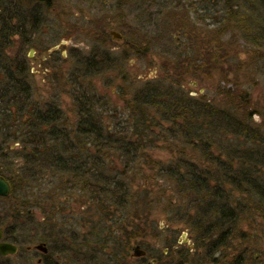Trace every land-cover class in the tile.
Returning a JSON list of instances; mask_svg holds the SVG:
<instances>
[{
  "label": "trees",
  "instance_id": "trees-1",
  "mask_svg": "<svg viewBox=\"0 0 264 264\" xmlns=\"http://www.w3.org/2000/svg\"><path fill=\"white\" fill-rule=\"evenodd\" d=\"M204 1L220 12L215 25L218 29L212 30L213 42H209L213 49L206 50L203 39L188 38L199 51L169 53L174 55L168 59L169 64L162 62L163 81L146 82L137 89L125 83L117 85L124 99V116L120 117L116 107L109 112L101 102L109 95L106 87L114 85L109 76L114 64L108 63L102 51L83 58L70 54L73 68L65 73H61L57 57L52 55L47 67L56 92L48 101L35 99L30 68L21 51H13V47L16 36L21 45L31 44L25 32H38L41 11L51 8L50 1L0 0V175L9 182L10 194H23L22 200L16 196L12 206H42L36 199L54 205L60 195L72 189L86 194L88 213L105 223L93 221L87 237L65 244L58 251L60 257L65 254L63 257L70 258L69 251L78 250L100 258L102 249L115 246L113 241H121L116 247L122 248L127 241L143 237L139 233L143 229L138 224L132 226L135 221L147 219L144 211L151 202L162 199L168 202L174 218L191 219L197 241L203 245L210 239L208 248L212 246L215 253L229 248V237L236 238L235 231L242 223L255 230L259 222L264 224V134L254 131L248 123L252 120L249 93L216 86L215 96L222 98V107H216L213 102L184 93L181 84L186 76L211 79L220 60L230 54L226 46L233 48L234 39L254 50L249 62L255 72L264 74V0H220L219 8L218 0ZM184 19L175 31L185 37L193 28ZM168 32H162L161 37L166 43L174 42ZM205 36L208 38V33ZM102 38L108 41L104 35ZM124 46L133 53L141 50L144 55L147 51L133 41ZM126 52L121 55L123 60ZM121 74L118 71L116 77ZM122 77L128 83V78ZM94 79L106 83L104 93ZM61 93L72 99V120L66 119L58 106L56 100ZM108 117L114 125L109 124ZM168 138L185 148L177 151V157L169 163L150 160L144 150ZM138 158L141 166L136 164ZM42 172L57 176L58 184L50 185V189L38 186L44 177L39 176ZM135 178L142 179L141 184ZM145 179L159 188L144 189ZM162 180L174 186L171 196L160 187ZM135 184L137 188H133ZM177 199H183V203L175 205L173 200ZM116 214L119 217L113 221ZM113 226L120 233L118 237L111 235ZM201 228L207 233L202 238ZM252 238L255 237L250 236L251 241L239 238L238 254L228 260L229 264H264L253 260L257 240ZM214 260L204 264H213Z\"/></svg>",
  "mask_w": 264,
  "mask_h": 264
},
{
  "label": "rangeland",
  "instance_id": "rangeland-1",
  "mask_svg": "<svg viewBox=\"0 0 264 264\" xmlns=\"http://www.w3.org/2000/svg\"><path fill=\"white\" fill-rule=\"evenodd\" d=\"M49 1L51 8L42 9L39 17L41 25L38 28V32L31 33L28 30L25 32L26 38L32 41L31 44L21 45L20 37L16 36V43H14L13 47V51H18L19 53L21 51L23 58H25L30 68L35 99L48 101L56 92L54 91L55 83L52 81L51 69L47 67V64H49L47 63L48 60L50 61L53 58L52 55L55 54V57H59L58 59L60 60L55 59L63 69L61 73H65L67 69L73 68L74 62L71 61L70 54H75L77 58H83L84 56L93 54V52L102 51L105 59H109L108 63L115 66H113V70L109 75L112 76L111 78L115 86L106 87V83L104 84L103 81L98 79H94V82L99 91L101 90L104 93L105 89H108L109 95L103 98V100L101 99V102H103L104 106L106 105L109 112H112L116 107L115 109L120 117L124 116L122 111L124 99L120 98V89L117 85H124L125 83L126 85H130L129 87L132 89H137L146 82L163 81L161 80V75L165 74V70L162 62L167 64L169 62L168 59L174 55L170 56L168 55L169 53L173 51L176 53L187 51L195 54L197 52L198 49L193 48L188 38L193 39V37H197L198 39H203L206 42V50H212L213 47L209 42H213L212 30L218 29V27L215 28V25L217 19L219 21L220 18L218 9L213 8L211 4L204 0ZM219 1L217 2L218 8L220 6ZM183 16L185 17L184 20L187 21L186 23L193 28V32H189L185 37L175 31V29H178V23L183 20ZM189 26L188 29H190ZM111 31L118 32L122 38H112L109 35ZM165 31H170L168 34H170L174 42H169V44L163 40L161 35ZM207 33L208 38L205 36ZM103 35L107 37L108 41H102ZM129 41H133L139 48L146 47V53L143 55L142 52L144 51L141 52V50L133 53L132 50L127 49L124 43H129ZM232 42L233 45L231 46L233 48L226 46L228 48L226 50L230 54H228L227 59L220 60L221 62L218 64L216 72L212 74L211 79L204 80L203 77L199 78V76H186L185 80L181 83L182 88L184 89V93H189L205 102H213L212 104L216 107H222V98L215 96L214 93L216 86L225 87L231 91L247 90L252 102L250 109L252 120H249L248 123H250L254 131L257 130L258 133L264 134V74L259 71L255 72L251 62H249V55H253L254 50L238 39H234ZM124 51H128L126 52L125 60L121 56ZM118 63L120 64L118 65ZM118 71L122 72V74L116 77ZM122 76L128 78V83L124 81V77ZM61 95L58 98L59 100H56L58 106L64 116L67 117L66 119L72 120L74 119V114L69 111L72 107V99L67 93H61ZM107 119L109 120V124L114 125V121L112 122L109 117ZM182 146L184 145H181V143H178L174 139L168 138L167 141L163 142L160 140L157 144L150 146L144 151L149 155L150 160L169 163V161L177 157V151L185 148ZM188 150L189 148L187 147L186 152L189 154ZM140 161L142 160L138 158L137 166L140 164ZM16 166L18 168L20 164ZM39 176H44L40 180L39 185L36 184L41 188H49L52 184H55V186L58 184L59 180L57 176H51L47 173L40 174ZM66 178L65 176L61 177L62 180ZM15 180L18 181L19 179L15 178ZM48 180L50 184H47ZM134 180L139 182V184L142 182L140 178H135ZM148 180L145 179L144 189L152 188L155 191L159 188L154 185L155 182L151 186V181ZM159 185L162 189L164 188L169 191L167 196H171L170 194H172L174 187L171 183L162 180L159 182ZM133 188H137V184ZM237 194H235L236 197L239 196ZM16 196L20 197L21 200L23 198V194L21 195L20 192L19 194L17 192L16 194L12 193L4 199L0 198V208L6 209L8 202H15ZM155 198L156 196L154 195ZM86 199V194L83 192L78 193L72 189H69L66 194L60 195L54 205L53 202L51 204L50 201L46 203V201L36 199L42 206L28 209L30 213L34 214V220H31L33 218H27L25 223H23L25 234L31 240L47 242L53 251L57 249L58 251L62 250L64 245L69 244L71 240L86 238L87 234L91 231L90 226L93 221L102 223V225L105 224L103 220L100 222L99 216L94 215L91 217L90 214L93 213L90 211L88 213L86 205H84ZM165 200L151 202L149 209L144 211L147 221H135L132 226L133 228L138 224L139 228L143 229L139 233L143 236L141 240L144 243L155 244L159 250H162L166 244L165 235L174 231L179 242L184 243L186 241L188 242L187 247L191 245L194 248L193 251L186 250L190 252L187 264H204V262L213 259H215L213 264H229L228 260L238 254L237 247L240 244V239L242 238L241 241H249L250 236H254L255 238H252V240H257V246L252 252L253 260L264 262L263 223H258V230L251 228L246 223H242L241 228L235 231L237 232L236 238L229 237V248H222L215 253L212 251V246L208 248L211 242L209 241L210 239L203 241V245H201L197 241V231L193 230L191 226V219H184L182 217L181 219L179 216L174 218L172 216L174 215L172 213L173 210H169L168 202ZM182 200H173V203L175 205L180 204L183 203ZM182 206H185V203ZM250 207L252 211H255L252 205ZM118 217V214L113 218L111 216L113 221ZM244 218H246V215ZM110 224L112 223L110 222ZM207 224L203 226L207 227ZM149 225H152L154 228H149ZM114 226L111 228V235L118 237L120 233L114 230ZM128 231L129 233L132 231L131 227L128 228ZM205 231L202 229L199 232L201 238L207 234ZM152 233L157 234L158 238L152 237ZM222 242L226 244L227 241L223 240ZM218 244L217 242L216 245ZM68 254L70 255L69 261L71 263L60 260L59 264H89L92 260L91 253L87 254V252L71 250ZM246 264L251 263L247 262Z\"/></svg>",
  "mask_w": 264,
  "mask_h": 264
},
{
  "label": "flooded vegetation",
  "instance_id": "flooded-vegetation-1",
  "mask_svg": "<svg viewBox=\"0 0 264 264\" xmlns=\"http://www.w3.org/2000/svg\"><path fill=\"white\" fill-rule=\"evenodd\" d=\"M22 8L23 12L27 13L26 6L23 5ZM6 197L0 196L3 199ZM12 205L13 202L10 201L6 209L0 208V243L12 245L15 250L5 255L0 253V264H59L60 260L69 261V257H60L58 249L54 251L50 249L51 246L49 247L47 242L29 239L23 229V223L27 218H33L34 214L28 209L15 208ZM149 228L154 227L149 225ZM151 236L158 238L155 233ZM165 240L166 244L162 250L155 244L144 243L140 236L126 243L124 241L125 246L122 248L116 247L122 244L121 241H113L112 244L115 246L112 249L109 247L102 249L100 258L92 255L93 261L91 260L89 264H187L189 251H193L194 248L191 245L187 247L186 241L179 242L174 231L165 235ZM39 245H42L44 250L40 249Z\"/></svg>",
  "mask_w": 264,
  "mask_h": 264
},
{
  "label": "water",
  "instance_id": "water-1",
  "mask_svg": "<svg viewBox=\"0 0 264 264\" xmlns=\"http://www.w3.org/2000/svg\"><path fill=\"white\" fill-rule=\"evenodd\" d=\"M110 35L112 36V38L114 39H120L122 38V36L116 32V31H111L110 32ZM10 184L9 182L5 179V177L3 178L1 175H0V196H3V197H6L9 195L10 193ZM40 249H43L44 247H42V245H39ZM138 248V246H137ZM135 248V250L137 249ZM14 247L12 245H9V244H1L0 243V253L5 255L7 253H13L14 252ZM44 250V249H43ZM139 253H135V255H137Z\"/></svg>",
  "mask_w": 264,
  "mask_h": 264
}]
</instances>
